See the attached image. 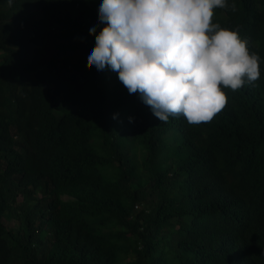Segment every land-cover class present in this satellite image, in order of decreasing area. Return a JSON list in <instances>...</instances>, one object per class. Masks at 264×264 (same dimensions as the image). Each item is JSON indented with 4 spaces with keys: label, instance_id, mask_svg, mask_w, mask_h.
I'll return each mask as SVG.
<instances>
[{
    "label": "trees",
    "instance_id": "obj_1",
    "mask_svg": "<svg viewBox=\"0 0 264 264\" xmlns=\"http://www.w3.org/2000/svg\"><path fill=\"white\" fill-rule=\"evenodd\" d=\"M227 2L260 76L189 125L85 60L97 0H0V264H264V0Z\"/></svg>",
    "mask_w": 264,
    "mask_h": 264
},
{
    "label": "clouds",
    "instance_id": "obj_2",
    "mask_svg": "<svg viewBox=\"0 0 264 264\" xmlns=\"http://www.w3.org/2000/svg\"><path fill=\"white\" fill-rule=\"evenodd\" d=\"M227 7V0H97L88 27L104 26L85 60L115 72L159 122L182 116L189 125L207 123L226 103L221 86L239 95L260 76V57L238 29L211 23L213 9Z\"/></svg>",
    "mask_w": 264,
    "mask_h": 264
},
{
    "label": "built area",
    "instance_id": "obj_3",
    "mask_svg": "<svg viewBox=\"0 0 264 264\" xmlns=\"http://www.w3.org/2000/svg\"><path fill=\"white\" fill-rule=\"evenodd\" d=\"M134 209H136V210H140V209H141V205L136 204V205L134 206Z\"/></svg>",
    "mask_w": 264,
    "mask_h": 264
},
{
    "label": "rangeland",
    "instance_id": "obj_4",
    "mask_svg": "<svg viewBox=\"0 0 264 264\" xmlns=\"http://www.w3.org/2000/svg\"><path fill=\"white\" fill-rule=\"evenodd\" d=\"M18 201H20V199L18 200ZM4 224L6 225V226H13V223H7V222H4Z\"/></svg>",
    "mask_w": 264,
    "mask_h": 264
}]
</instances>
